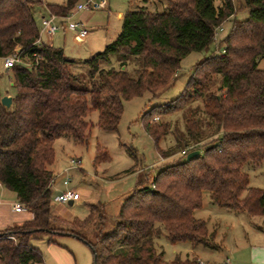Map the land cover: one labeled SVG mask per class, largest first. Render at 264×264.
I'll use <instances>...</instances> for the list:
<instances>
[{"label": "trees", "instance_id": "16d2710c", "mask_svg": "<svg viewBox=\"0 0 264 264\" xmlns=\"http://www.w3.org/2000/svg\"><path fill=\"white\" fill-rule=\"evenodd\" d=\"M78 1L0 0V59L14 53L19 59L8 71L11 107L0 105V185L32 214L31 220L0 231V264H43L30 240L46 237L48 245H59L56 238L63 234L89 248L92 264H198L177 258L166 262L154 241L165 236L171 245L213 248L215 235L193 216L205 193L220 208L264 218V186L249 187L242 171L246 164H264V71L257 67L264 58V0H147L162 3L163 10L128 9L115 39L83 63L86 77L71 70L74 63L62 49L34 44L37 6L61 17ZM238 10L247 17L236 19ZM229 20L225 37L215 40L216 30ZM212 44L218 49L209 52ZM197 52L209 54L193 66L181 94L141 117L162 158L187 150L181 154L185 159L163 164L153 175L154 168L146 170L143 182L122 202L111 232H102V206H91L86 221L56 215L49 169L55 141L68 137L87 145L93 127L116 130L123 102L145 93L158 96L173 83L181 61ZM137 61L130 73L128 62L136 67ZM195 101H201L202 117L189 118L186 137L161 150L158 144L168 135L166 117ZM94 112L93 123L88 117ZM160 118L165 121L151 125ZM192 151L200 155L186 161ZM93 161H109L104 147H96ZM92 221L93 243L83 234Z\"/></svg>", "mask_w": 264, "mask_h": 264}, {"label": "rangeland", "instance_id": "374dc122", "mask_svg": "<svg viewBox=\"0 0 264 264\" xmlns=\"http://www.w3.org/2000/svg\"><path fill=\"white\" fill-rule=\"evenodd\" d=\"M40 1L44 5H63L66 3V0ZM145 1L147 0H110L112 4L116 3L124 11L128 9L137 10L143 7L151 12H161L163 10L162 3L157 2L148 4L145 3ZM151 1L152 0H148V2ZM218 2L219 1L216 0V4H218ZM234 2H236V0H234ZM74 11L73 8L72 12ZM46 15L47 13L43 7L37 6L34 9V21L39 29L40 18ZM75 15L76 12L74 13L73 20L76 21L78 18L80 19V17L76 18ZM79 15L84 16V14ZM95 16H101V14L97 13ZM101 17L95 18L93 21L98 22V24L103 22V27L99 26L96 28L89 23L86 24V30L88 31V36H86V38H80L76 32H70L68 29L65 30L64 47L61 48L64 51L66 59L74 63L71 65V70L83 77H86L87 72V68L83 63L88 60L92 54V56H94L102 52L104 47L115 39L112 37V39L109 40V37L114 34L115 30H120L121 27V23L113 18L110 19L106 27V21L101 19ZM246 17V11L238 10V13L235 15V18L239 20L245 19ZM231 23L232 20H229L221 26L222 31L217 32L216 40L220 42L225 37ZM59 36L60 35L56 37V41ZM44 38L43 36V39ZM216 49H218L216 44H212L209 52ZM221 51L222 50H218V52ZM90 52L92 54H90ZM209 52L191 53L186 56L181 61L180 69L173 83L168 88L161 91L158 96L154 97L150 93H145L139 98L123 102V112L116 130L103 131L97 127H93L89 133L87 145L77 144L68 137H62L55 141V158L49 169L54 174L53 181L58 180L55 183L56 186L52 190L51 200V208L56 215L67 221H86L91 214V206H102L105 216L104 229L102 232H111L118 222L117 215L122 202L143 182L146 170L154 168L151 170V175H153L158 172L163 164L172 163L177 160L183 161L185 159L179 151H176L174 155L161 159L162 157L156 151L153 141L142 128L141 117L151 108L165 106L173 99L177 98L185 88L188 78L192 73L193 66L207 56ZM113 61H115L114 58ZM1 62L0 60V71ZM138 66L139 61H137L136 67L128 62V71L131 73L132 70L136 69ZM257 67L259 70L264 71V58H260L257 61ZM11 82L12 78L10 73L2 75L0 78V94L5 92L11 93ZM202 114L201 101H195L191 102L186 109L166 117L165 120L168 122V135L161 139L158 144L159 148L167 151L175 147L176 143L180 142L183 136L186 137V121L189 118H200ZM88 119L94 123L96 121V113H91ZM165 120L161 118L159 120L157 119L152 121L151 125L159 124L161 121ZM199 126L204 129L205 133L208 132L202 121ZM97 146L106 149L109 157L108 162L94 164L93 158ZM70 160L80 161L79 166L70 168L67 175L64 174V176H62L63 179L67 177L70 181L67 188L75 190L80 197L78 202L72 206L68 204H59L55 200L57 193L66 190L59 176L70 167ZM242 171L248 176L249 187L258 189L263 188L264 164L258 166L246 164L242 168ZM54 190L57 192H54ZM0 191L8 198L14 195L3 188H0ZM64 215L67 216L66 218L68 219L64 218ZM193 216L205 222L210 234L213 232L216 233L213 248L204 246H197L194 248L206 254L218 253L216 256L217 258H214L216 261L218 259L221 260L223 256V250L221 249L218 239L229 243H236L238 240L237 242L242 244H253L258 242L259 239L256 237L259 235V232L264 231V223H262L264 218L251 217L244 213H237L233 210L220 208L211 202L207 193L203 195L202 207L194 211ZM93 223L94 221L89 222V226L83 231V234L92 243L95 240V231L92 230L94 227ZM226 225L230 227L229 231L226 230ZM56 241L64 246L62 250L65 252L63 253L67 252L64 258L57 257L48 250L46 237L33 238L30 240V244L40 251L43 264H92L91 251L79 240L72 237H57ZM154 246L156 251L161 253L164 260L168 263L173 262L177 255L183 261L193 258L187 251V249H189L188 247H191L188 243L171 245L165 236H161L154 241ZM67 255L70 256V259L67 258Z\"/></svg>", "mask_w": 264, "mask_h": 264}, {"label": "crops", "instance_id": "0c3cea01", "mask_svg": "<svg viewBox=\"0 0 264 264\" xmlns=\"http://www.w3.org/2000/svg\"><path fill=\"white\" fill-rule=\"evenodd\" d=\"M126 11L127 10L124 11L116 3L112 4L109 0L108 7L106 10L97 11V12H88V13H76L75 17L76 18L80 17L81 20L78 18L77 21H82L83 27L86 29L87 23H89L91 26H95L96 28H98L99 26L103 27L102 26V25H104L103 22L98 24V22L93 21V19L95 20V18H100L102 16L101 19L106 21L105 26L107 27L111 18L116 19L119 23L122 24V19H123L124 13ZM72 13L74 15V12H72ZM97 13H100L101 16L96 17L95 14H97ZM79 14H84V16L83 15L80 16ZM120 29H121V27H120ZM65 30H66L65 27H63L58 33H56V35L52 38L49 47H53V48H57V49H62L61 47H64V41H65L64 35L66 34ZM70 32H72V31H70ZM119 32H120L119 29L115 30L114 34L112 36H110L111 38L109 37V40L112 39V37L115 38L119 34ZM58 35H60V36L57 38V41H56V37ZM84 38H86V37H84ZM42 42L44 44H48V39L46 37L43 39V37H42ZM89 51H91V50H89ZM63 53H64V51H63ZM90 54H92V53L90 52ZM7 73H9V72H6V74ZM10 85H11V89H12L13 83L11 82ZM3 96H8V97L12 98V91H11V93L5 92L3 94H0V98H2ZM161 159H163V158H161ZM69 169L70 168L66 169L64 171V173L61 176H59V179L62 180V185H63V180H64L62 178V176H64L65 172L66 171L68 172ZM67 172H66V174H67ZM57 181L52 182L51 191L56 186L55 183ZM0 188H3V187L0 185ZM3 189H5V188H3ZM65 189H66V187H65ZM73 191H75V190H73ZM54 192H57V191L54 190ZM58 194L59 193H57L56 196ZM12 196L10 198H8L5 196V194L2 191H0V231L4 230L6 228H10L12 226L19 225L25 221H29L32 219V214H30L26 210L23 211L22 213H15L13 211L14 204H16L18 202L16 200L15 195H12ZM73 204H75V203H72V205ZM64 214H65V212H64ZM66 217L67 216H65L64 218H66ZM66 219H68V218H66ZM262 223H264V221ZM226 230L227 231L230 230V227L228 225H226ZM207 231H208V229H207ZM213 234L216 235L215 232H213ZM63 237H67V236H63ZM256 238H258L259 240H258V242H255L253 244L252 243L242 244L240 242H237L238 240L236 241V243H229L227 241L225 242L224 240L218 239L219 243L221 245V249L223 250L222 251L223 256H222L221 260L218 259L217 261L214 258H217L216 256L218 253L206 254L204 252L198 251L199 249L191 246V247H188L189 249H187V251L193 256V258L192 259H185L184 261L189 260V261H197V262L200 261V262H203L205 264H220V263H223L226 259H228L229 263H227V264H264V231L259 232V235ZM214 239H216V236ZM63 247L64 246H62L60 244L59 245H48L47 244L48 250H50L51 253L55 254L57 257H61V258H64V255L67 253V252L63 253V252H65L64 250H62ZM51 248H54V249H51ZM67 258L70 259V256L67 255ZM176 258L179 259L181 262H184L183 260H181L179 258L178 255L176 256Z\"/></svg>", "mask_w": 264, "mask_h": 264}, {"label": "built area", "instance_id": "2783aa9c", "mask_svg": "<svg viewBox=\"0 0 264 264\" xmlns=\"http://www.w3.org/2000/svg\"><path fill=\"white\" fill-rule=\"evenodd\" d=\"M109 0H80L74 6V13H88V12H97L106 10L108 7ZM73 13L70 12L66 16H56L52 14H47L46 16H42L40 18V29L38 33V38L35 41L36 46L45 45L48 46L51 43L52 38L58 33L63 27L68 29L69 31L76 32L81 38H84L88 35V31L83 27L82 21H75L73 20ZM221 32V27L216 30L214 39L216 40L217 32ZM46 37L48 39V44H44L42 42V37ZM1 71H0V78L3 74L8 72L16 63H18L19 59L17 54L14 53L13 55L1 59ZM186 151L184 150L181 152L182 155H186ZM70 167L75 168L80 165L79 160H70ZM67 172V171H66ZM65 172V174H66ZM67 175V174H66ZM69 179L66 177L63 180V185L66 187V190L59 193L55 200L59 204H68L69 202L76 203L80 199L77 192L68 189ZM13 211L15 213H22L25 211L24 207L20 203H16L13 206ZM11 239H13L11 237ZM229 260L226 259L223 263L220 264H227ZM198 264H205L203 262H198Z\"/></svg>", "mask_w": 264, "mask_h": 264}, {"label": "water", "instance_id": "95a60500", "mask_svg": "<svg viewBox=\"0 0 264 264\" xmlns=\"http://www.w3.org/2000/svg\"><path fill=\"white\" fill-rule=\"evenodd\" d=\"M12 104V98L8 96H3L0 98V105L6 109H9ZM200 155L199 151H192L186 156V161H190L191 159L198 157ZM68 205H72V202H69ZM63 236H68L67 234H63Z\"/></svg>", "mask_w": 264, "mask_h": 264}]
</instances>
